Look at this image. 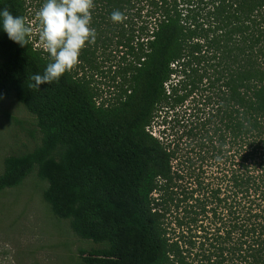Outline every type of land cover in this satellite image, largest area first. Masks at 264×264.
Segmentation results:
<instances>
[{
  "label": "trees",
  "instance_id": "trees-1",
  "mask_svg": "<svg viewBox=\"0 0 264 264\" xmlns=\"http://www.w3.org/2000/svg\"><path fill=\"white\" fill-rule=\"evenodd\" d=\"M44 2L0 10L34 26ZM94 4L79 62H117L109 95L74 69L31 87L50 54L0 23V105L14 95L42 134L4 158L0 191L37 168L53 213L107 242L79 264H264V0Z\"/></svg>",
  "mask_w": 264,
  "mask_h": 264
},
{
  "label": "rangeland",
  "instance_id": "rangeland-1",
  "mask_svg": "<svg viewBox=\"0 0 264 264\" xmlns=\"http://www.w3.org/2000/svg\"><path fill=\"white\" fill-rule=\"evenodd\" d=\"M33 28L40 43L39 25ZM73 69L109 95L117 62H79ZM41 136L35 116L14 95L5 99L0 105V173L6 156L33 149ZM45 183L35 168L22 184L0 191V264H79L81 249L107 245L79 237L69 220L57 217L42 197Z\"/></svg>",
  "mask_w": 264,
  "mask_h": 264
},
{
  "label": "clouds",
  "instance_id": "clouds-1",
  "mask_svg": "<svg viewBox=\"0 0 264 264\" xmlns=\"http://www.w3.org/2000/svg\"><path fill=\"white\" fill-rule=\"evenodd\" d=\"M94 0H45L36 13L39 25V41L43 50L50 54L51 62L44 73L34 74L31 87H40L57 81L78 63L86 44H94L96 29L91 26ZM111 19L123 23L126 16L115 10ZM0 23L8 38L25 46L30 44L33 25L24 16L14 15L7 8L0 10ZM2 98V97H0Z\"/></svg>",
  "mask_w": 264,
  "mask_h": 264
}]
</instances>
